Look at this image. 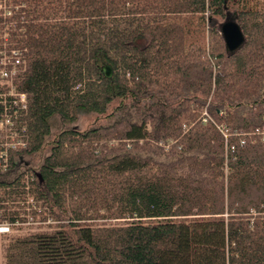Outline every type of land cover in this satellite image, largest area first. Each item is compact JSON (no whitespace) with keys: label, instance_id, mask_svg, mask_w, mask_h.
Masks as SVG:
<instances>
[{"label":"trees","instance_id":"16d2710c","mask_svg":"<svg viewBox=\"0 0 264 264\" xmlns=\"http://www.w3.org/2000/svg\"><path fill=\"white\" fill-rule=\"evenodd\" d=\"M7 1L28 145L0 210L27 194L50 225L3 264H264V0Z\"/></svg>","mask_w":264,"mask_h":264},{"label":"built area","instance_id":"2783aa9c","mask_svg":"<svg viewBox=\"0 0 264 264\" xmlns=\"http://www.w3.org/2000/svg\"><path fill=\"white\" fill-rule=\"evenodd\" d=\"M8 1L0 0V9L7 8ZM11 12H5V19ZM8 33L0 32V172L9 165V154L28 145L27 128L23 118L27 115L28 96L19 90L18 78L27 70L24 52L6 40Z\"/></svg>","mask_w":264,"mask_h":264},{"label":"rangeland","instance_id":"374dc122","mask_svg":"<svg viewBox=\"0 0 264 264\" xmlns=\"http://www.w3.org/2000/svg\"><path fill=\"white\" fill-rule=\"evenodd\" d=\"M230 14V13H229ZM222 27L228 22H236L234 15L230 14L227 19H217ZM10 23L5 24V33H9ZM9 35V34H8ZM8 41L9 45L13 44V40L8 36H3V41ZM87 122L79 125L80 129L87 126ZM6 209H1L0 214H5L6 222L0 223V264H3V245L12 237H25L33 233L48 231L50 222H43V218L47 217V213L43 214L36 206V201L29 195L19 194L17 197L10 198ZM15 218L16 225H10L9 219ZM261 220H264V215H261Z\"/></svg>","mask_w":264,"mask_h":264},{"label":"water","instance_id":"95a60500","mask_svg":"<svg viewBox=\"0 0 264 264\" xmlns=\"http://www.w3.org/2000/svg\"><path fill=\"white\" fill-rule=\"evenodd\" d=\"M222 34L224 36L227 50L230 53H235L242 48L245 42V36L241 27L236 22H228L222 27ZM104 76L107 79H112L113 70L110 66L103 68Z\"/></svg>","mask_w":264,"mask_h":264}]
</instances>
